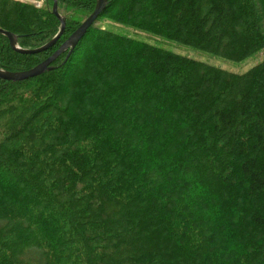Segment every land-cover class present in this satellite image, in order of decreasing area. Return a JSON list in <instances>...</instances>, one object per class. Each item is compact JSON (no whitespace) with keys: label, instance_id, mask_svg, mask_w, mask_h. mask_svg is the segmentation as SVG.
Returning a JSON list of instances; mask_svg holds the SVG:
<instances>
[{"label":"trees","instance_id":"trees-1","mask_svg":"<svg viewBox=\"0 0 264 264\" xmlns=\"http://www.w3.org/2000/svg\"><path fill=\"white\" fill-rule=\"evenodd\" d=\"M31 1L0 0L28 50L60 27ZM95 5L57 0L43 53L0 35V69L48 59ZM100 19L230 60L264 49V0H107L55 69L0 79V264H264V62L229 74Z\"/></svg>","mask_w":264,"mask_h":264},{"label":"rangeland","instance_id":"rangeland-1","mask_svg":"<svg viewBox=\"0 0 264 264\" xmlns=\"http://www.w3.org/2000/svg\"><path fill=\"white\" fill-rule=\"evenodd\" d=\"M12 1H16V0H12ZM17 1L18 2H25L26 0H17ZM43 1L44 0L31 1V3L34 5L35 8H40L43 5ZM97 24L98 25L102 24L105 28H107V29H109V30H111L117 34L135 37L139 41L146 42L150 45L157 46L166 52L167 51L172 52V53H175L177 55L180 54V56H184V57H187V58L192 59L194 61L206 64V65H209V66L221 69V70H224V71L228 72L229 74L230 73L236 74V75H242V73L245 74L249 70L253 69L254 67L259 66L260 64H262L264 62V49H261L258 52H256L254 55H252L248 58L242 59L240 61L230 60L227 58H220L218 56L207 53L206 51L197 50V49L190 47V46L179 45V44L173 43L172 41H169V40L161 38V37L153 36L150 34L135 31L131 28L112 24L108 21H104V19H100ZM152 85L153 86H156V85L159 86V85H161V83H153ZM156 95H157L158 99H156L155 102H157V104H163V102H161V101H163L162 97H161L162 95L160 96V94L158 92H156ZM180 175H182V172H180ZM222 218L219 220V222L221 224H223ZM209 230L211 232V229H209ZM219 242H221V241L219 240Z\"/></svg>","mask_w":264,"mask_h":264},{"label":"water","instance_id":"water-1","mask_svg":"<svg viewBox=\"0 0 264 264\" xmlns=\"http://www.w3.org/2000/svg\"><path fill=\"white\" fill-rule=\"evenodd\" d=\"M106 5H107V0H96V5L91 16H88L86 20L76 30H74L75 32L64 43H62V45L48 59L41 62L31 70L29 69L23 72L12 73L0 69V79L6 82L9 81V82L19 83L20 81H25L40 76L45 72L55 69L54 67H51V64L55 60V58H58L61 54L67 52L66 55V60H67L70 57V55H72L74 48L82 40L88 29L94 24V22L100 16V14L105 10ZM56 6H57V0H53L52 13L53 16H55L56 19L59 21L60 24L59 31L52 40H50L45 45H42V47L33 50L22 49L18 46L17 36H15L14 34L0 29V35L4 36L8 40V44H9L8 46H10V48L17 53L23 55H33L41 52L43 53V51L47 50L53 44H55V42L61 37L65 28V18L61 17L58 14Z\"/></svg>","mask_w":264,"mask_h":264}]
</instances>
